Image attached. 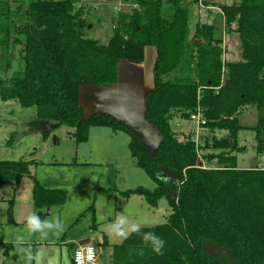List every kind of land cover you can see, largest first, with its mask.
<instances>
[{"label":"trees","instance_id":"1","mask_svg":"<svg viewBox=\"0 0 264 264\" xmlns=\"http://www.w3.org/2000/svg\"><path fill=\"white\" fill-rule=\"evenodd\" d=\"M194 1L135 0L130 11L118 13L101 44L84 32L83 8L75 7L80 0H0V75L11 70L16 52L23 61L10 81L0 79V101L35 106L37 118L72 128L76 143L88 139L91 127L125 132L135 165L155 186L122 194H137L149 206L168 200L166 222L142 228L166 242L163 254L146 246L142 233L114 245L104 238L105 264H264V167L240 168L236 159L245 150L238 145L244 128L254 131L256 154L264 156V0L219 5L224 31L239 35L240 62L223 60L213 24L198 21L190 32ZM147 46L155 58L143 117L160 135L153 153L125 122L108 112L87 115L79 103L81 86L115 84L120 61L142 63ZM248 106L257 111L251 126L239 120ZM197 107L205 120L202 144L191 134L179 138L170 123L175 114L188 119ZM222 130L226 135L217 137ZM202 150L218 152L203 154L198 167ZM34 164L22 157L0 160V186L13 182L15 192L29 177L33 212L44 218L42 209L62 206L68 192L41 185ZM12 206L10 198V224ZM1 247L8 255L9 244Z\"/></svg>","mask_w":264,"mask_h":264},{"label":"rangeland","instance_id":"2","mask_svg":"<svg viewBox=\"0 0 264 264\" xmlns=\"http://www.w3.org/2000/svg\"><path fill=\"white\" fill-rule=\"evenodd\" d=\"M134 2L135 0H80L75 7L83 5L84 18L88 26H92L84 31L86 36L96 39L101 44H106L118 13L130 11L135 6ZM238 2L239 0H195L191 8L190 32H193L195 23L198 21L213 24L214 36L220 40V45L223 48L222 58L228 62L242 61V46L236 32L224 31L219 5ZM11 6L14 7V4ZM201 12L205 13L204 16ZM22 66L23 61L16 52L10 71L13 69L17 71ZM13 103L21 109L7 112L1 107L4 105H1L3 103L0 101V113L5 116L0 118V160H17L21 157L27 160L33 159L35 164L31 167V172L41 185L46 188L65 189L68 192V199L60 207L52 206L42 209L44 218L59 216L64 228L59 235L50 236L47 240H40L25 230L26 203L22 201L25 197L27 199L29 197L32 188L31 179L23 177L15 192L13 191V182L0 186V221H4L0 224L1 263L24 264L21 254L11 243L17 236L23 237L25 247H31L34 253L40 255V264H50V262L51 264H72L70 244H76L80 238L88 237L92 242L101 246L104 238L110 245L120 244L123 241L115 242L106 231V225L123 209H127L139 223L149 225L147 227L166 222L170 213L166 197L159 198L155 205L149 206L137 194L132 193L127 197L122 194V192L137 186L148 189L155 186V182L135 165L133 157L132 166L135 168L130 165L129 161L121 162L125 167L116 173L97 171L99 168L91 171L84 169L85 165L82 164L83 160L81 159L87 152L90 149L98 150L99 147H103L101 142L95 138L115 139L116 141L104 147L111 150L117 148L119 152L122 147V139L123 143L129 140L125 132L112 131L107 127H91L90 141L85 143L87 139L85 142L76 143L71 136L72 128L65 125L56 126L55 121L37 118L35 106L21 107L17 102L13 101ZM128 115H135L132 120L131 117L127 119L124 117V119L131 123L130 127L143 139L148 150L153 153L158 144V138H160L159 133L142 117H138L136 112ZM256 116V109L248 106L242 111L239 120L241 124L251 126L255 124ZM170 123L172 130L179 138L189 134L193 135L194 131L198 132L197 137L193 136V139L198 144H202L206 129H196L190 116L188 119H184L179 114H175ZM215 134L217 137H221L225 136L226 132L224 130L216 131ZM238 145L245 147V150L236 153L238 167L250 168L255 165L264 167V156L257 155L255 151L256 140L252 129L244 128L238 131ZM123 148V153L130 156L131 153L126 144H123ZM216 152L218 151H200L199 161L202 166L203 163L205 164L202 155ZM75 161L79 165H75ZM96 165L102 166V164ZM106 168L104 166L103 170ZM126 168H129L130 171ZM10 198H13L12 215L14 216L15 210L16 219L12 224L6 223V209ZM93 224L95 229H92ZM4 243L9 244L8 255L2 253L1 245ZM102 249L104 251L103 261H108L109 249L106 250L103 247Z\"/></svg>","mask_w":264,"mask_h":264},{"label":"crops","instance_id":"3","mask_svg":"<svg viewBox=\"0 0 264 264\" xmlns=\"http://www.w3.org/2000/svg\"><path fill=\"white\" fill-rule=\"evenodd\" d=\"M80 6H82L83 8L82 4ZM91 27L92 26L90 25L87 27V29H90ZM154 58L155 49L151 46H147L144 50V61L142 63L134 64L130 62H125L126 60L120 61L118 66V79L115 84L81 86L79 89V103L83 107L85 114L89 115L98 111L108 112L115 118H119L121 119V121L123 120V122H125L129 126L131 125V123L128 122L126 119L131 117L130 119L132 120L133 116L135 115L129 116L128 114H134L136 112V115H138V117L140 116L144 119L143 96L146 91L152 87V66ZM1 103H3L1 105H4L1 107L7 110V112H10L11 110L21 109L16 104H14L13 101H1ZM4 117V114L0 113V118ZM124 117L126 119H124ZM92 128H90L89 130L88 140L85 143H88V141H90L89 139ZM144 128L146 129V127ZM96 139L101 142L100 144H102L103 147H99L98 150L90 149L87 152V154L81 159L83 160L82 164L85 165L84 169L91 171L99 168L97 171L116 173L117 171L123 170V167H125L124 164H122L121 162L129 161L130 165H133L132 155L129 154L130 156H128L127 154L125 155L123 153V144H126L128 148V141H125L123 143L122 139V147L118 152L117 148L111 150L110 148L104 147L116 141L115 139L95 138V140ZM159 140L160 138H158V142ZM74 164L79 165L77 161H75ZM95 164H102V166H95ZM103 165L107 167L106 170H103ZM132 167L135 168L134 166ZM127 170L130 171L129 168ZM22 202L26 203L24 211L25 216H28L33 212L31 190L28 199L25 197ZM13 219L15 222V210ZM3 222L4 221L1 220L0 224ZM85 238L78 239L76 241V244L74 245L70 244V261L71 250L73 249L72 247L77 245L79 241ZM2 263L4 264V262Z\"/></svg>","mask_w":264,"mask_h":264},{"label":"clouds","instance_id":"4","mask_svg":"<svg viewBox=\"0 0 264 264\" xmlns=\"http://www.w3.org/2000/svg\"><path fill=\"white\" fill-rule=\"evenodd\" d=\"M118 11V9H117ZM14 71H9L3 75H0V79L10 81L14 76ZM147 224H141L132 217V214L127 210L123 209L120 211L109 224L106 225V231L109 236L120 243L126 240L133 233L141 234L142 228L147 227ZM64 225L59 216H53L51 218H41L40 215L33 212L29 214L25 221V230L40 240H47L50 236L59 235L63 231ZM142 240L146 246H150L152 251L157 255H162L165 241L154 232H143ZM17 248L18 253L21 254L24 264H40V255L34 253L31 247H25V241L23 237L17 236L11 241ZM142 255L143 252L141 251ZM51 264V262H50Z\"/></svg>","mask_w":264,"mask_h":264},{"label":"built area","instance_id":"5","mask_svg":"<svg viewBox=\"0 0 264 264\" xmlns=\"http://www.w3.org/2000/svg\"><path fill=\"white\" fill-rule=\"evenodd\" d=\"M204 16V12H201ZM203 19V18H201ZM190 118L196 125V129L203 128L205 120L202 116L201 109H197L190 114ZM198 132H193L192 138L197 137ZM194 140V139H193ZM195 141V140H194ZM196 142V141H195ZM104 251L101 245H97L90 240L89 243L82 245H75L71 250V263L72 264H105L103 261Z\"/></svg>","mask_w":264,"mask_h":264},{"label":"water","instance_id":"6","mask_svg":"<svg viewBox=\"0 0 264 264\" xmlns=\"http://www.w3.org/2000/svg\"><path fill=\"white\" fill-rule=\"evenodd\" d=\"M197 166L198 167H201L202 166V163L199 160L197 162ZM89 242H90V238H85V239L79 241L77 244L78 245H82V244H86V243H89Z\"/></svg>","mask_w":264,"mask_h":264}]
</instances>
